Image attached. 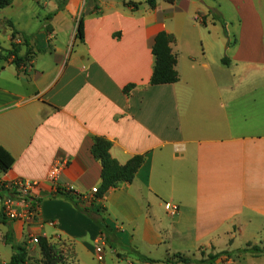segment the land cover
Segmentation results:
<instances>
[{"label":"crops","instance_id":"obj_1","mask_svg":"<svg viewBox=\"0 0 264 264\" xmlns=\"http://www.w3.org/2000/svg\"><path fill=\"white\" fill-rule=\"evenodd\" d=\"M16 7L17 20L4 17ZM41 9L51 22L66 20L74 42H53L51 24L32 39V7L18 0L0 9L11 23L0 25V147L13 158L0 181L41 182L34 220L0 221V264L13 253L9 231L25 245V264H40L30 240L40 236L70 250L75 264H170L175 254L198 264L219 252L230 256L209 264H264V254H239L235 241L264 237V40L244 34L264 0H44ZM162 31L173 36L178 81L151 86ZM12 44L31 54L19 69ZM95 138L111 143L120 165L144 158L130 184L101 198L91 194L101 185ZM100 220L107 240L98 263Z\"/></svg>","mask_w":264,"mask_h":264},{"label":"trees","instance_id":"obj_2","mask_svg":"<svg viewBox=\"0 0 264 264\" xmlns=\"http://www.w3.org/2000/svg\"><path fill=\"white\" fill-rule=\"evenodd\" d=\"M156 0H148V5L150 7L154 6ZM167 3L172 4L175 0H165ZM12 0H0V9L11 6ZM224 27V22L220 17H216ZM1 26L7 25L11 27V23L7 20L0 21ZM82 23L79 20L76 27V38L82 39ZM17 32L13 31L12 40L14 39ZM23 43L27 46L30 37L21 34ZM173 43V36L160 32L158 33L153 42L152 55L154 57V66L152 75L149 81L151 86L157 85H168L174 84L178 81V74L175 70L176 66V56L172 53L171 44ZM11 50L8 54L13 56V61L16 67L19 69L25 65V63L30 59V52L27 51L24 56H19L17 52V47L15 44L11 45ZM223 64H226V60H221ZM132 86H128L124 89V93H128ZM111 143L104 138H95L93 145L91 147V155L100 162L101 164V185L97 191L96 196L98 198L103 197V195L111 188H115L122 183L130 184L137 171L141 167L144 158L142 155H137L128 160L125 164L120 165L116 160L110 156ZM13 164V158L6 152L2 147H0V174L7 173ZM5 195L4 188L0 186V198ZM67 196V194H65ZM6 220L4 215L0 213V221L3 223ZM98 226L102 229V232L107 240V234L105 232L106 227L103 225V221L97 222ZM104 229V230H103ZM4 241L7 245H10L12 249V256L7 264H25L30 260L28 253L26 251L25 245L16 244L11 231H9L5 237ZM37 245L40 251L41 259L40 264H75L72 262L73 254L68 249L61 248L57 243L51 242L49 239L40 236L36 239ZM251 254L254 256L264 254V248H260L257 245H251L247 243L245 248L240 250L239 254ZM227 255L230 256L228 252H219L214 255H209L205 260H199L198 264H209L213 262L216 258ZM153 262V261H152ZM166 263L176 264V263H191L192 260L185 258L180 254H175L172 259L165 260Z\"/></svg>","mask_w":264,"mask_h":264},{"label":"built area","instance_id":"obj_3","mask_svg":"<svg viewBox=\"0 0 264 264\" xmlns=\"http://www.w3.org/2000/svg\"><path fill=\"white\" fill-rule=\"evenodd\" d=\"M64 163L58 162L50 170L48 174V180L50 182L55 181L58 173L63 168ZM41 182L39 181H28L23 179H15L11 182L5 183L0 181V186L4 188L5 195L0 198L1 213L4 217L11 221H20L27 223L34 220L39 214V204L36 191L40 188ZM54 193L70 194L74 196V193L68 189H60L55 187ZM98 189H91V194H97ZM81 199L82 197L79 196ZM177 210L176 206H172V212ZM37 238L30 239L34 243H37ZM106 248V239L104 234L98 238L94 253L95 259L98 263L104 260V250Z\"/></svg>","mask_w":264,"mask_h":264},{"label":"rangeland","instance_id":"obj_4","mask_svg":"<svg viewBox=\"0 0 264 264\" xmlns=\"http://www.w3.org/2000/svg\"><path fill=\"white\" fill-rule=\"evenodd\" d=\"M44 1V0H43ZM41 0H18V2H21L24 7H32L33 10V20L31 22L30 27L28 28L29 30V35L31 36L32 39H34L35 36L38 35L39 31H46L45 30V26L47 24H51L53 25L55 32H54V37H53V42H74V40L70 39L69 33H72L73 30L71 29L70 32L68 31V22H66V20L64 21V19H55L53 22L50 21L49 18L51 17H46V15L43 13L42 9H41V4L42 2ZM31 3V5H30ZM255 5L257 4V1L254 2ZM261 3V2H258ZM7 11L3 14L4 17H7V19H18V8H14L13 10L11 8L6 9ZM37 11V13H36ZM36 13V14H35ZM252 24L249 25V27L244 31V34L246 35V37L250 40H252V38H256V39H260L261 38L264 40V15L260 16V20H251ZM260 22V23H259ZM262 29V30H261ZM247 235L245 238L241 237V238H236V245L239 248H245L246 246V242L252 244V245H257V246H261L264 247V237L262 235ZM247 238V239H246ZM260 247V248H261ZM74 263V262H73Z\"/></svg>","mask_w":264,"mask_h":264}]
</instances>
